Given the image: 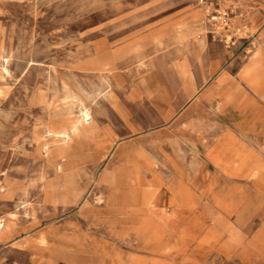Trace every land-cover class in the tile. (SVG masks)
I'll use <instances>...</instances> for the list:
<instances>
[{"label":"rangeland","instance_id":"1","mask_svg":"<svg viewBox=\"0 0 264 264\" xmlns=\"http://www.w3.org/2000/svg\"><path fill=\"white\" fill-rule=\"evenodd\" d=\"M219 1L229 33L202 0H0V264H264V99L245 75L264 8ZM240 120L246 173L228 174L207 154ZM172 162L206 191L193 230L159 253L120 240L127 178ZM148 187L166 189L137 204Z\"/></svg>","mask_w":264,"mask_h":264},{"label":"crops","instance_id":"2","mask_svg":"<svg viewBox=\"0 0 264 264\" xmlns=\"http://www.w3.org/2000/svg\"><path fill=\"white\" fill-rule=\"evenodd\" d=\"M264 8V0H259ZM207 9L205 6H201L199 11L196 12V16H202L203 12ZM255 25L264 24V10L259 13L255 19ZM204 22V23H203ZM204 27L208 28L211 24L208 21H203ZM264 46L258 43L255 47L251 62L246 68V78L250 88L261 95L264 99V90L261 89L258 82V76L252 77L262 65H264ZM181 66V65H180ZM183 67L182 69H184ZM254 101L247 103L246 105H238L237 112L242 115L246 109L253 105ZM84 106V104L82 105ZM243 122L240 120L235 125L240 133L233 132L232 130H225L218 134L217 142L214 145V149L207 154V158L212 161L218 169H222L226 173L243 174L246 173L245 166L247 165V154L241 151L243 148V137L245 135L242 130ZM260 125L259 132L264 134V118L263 121L258 123ZM255 126V125H254ZM254 131L257 128L253 129ZM229 134L231 139L224 140V135ZM247 134V133H246ZM224 148L230 152L229 154H223ZM197 162L190 161L189 166L193 167ZM244 165V166H243ZM193 167L191 170H194ZM150 174L148 176V174ZM147 173L140 175L137 173L135 178H127V183L130 186H126L122 193V212L126 214L130 221L133 223L129 227L128 231L122 233L119 239L132 244L141 245L144 248L150 249L153 253H159L166 250L164 242L165 237L183 239L189 234V231L193 228L191 224L194 221L187 222L188 215L191 214L194 208L198 195H204L205 192H198V186L191 181V179L185 180L183 178L182 170L180 166L172 162L171 165H164L163 168H155L154 166L148 170ZM174 180V182H172ZM147 181V182H146ZM136 184L134 188L133 184ZM146 185H163L165 190H157V187H148L152 196L148 200L145 206L137 204L138 187ZM133 186V187H132ZM110 199H107L109 204ZM172 201V202H171ZM137 202V203H136ZM139 260H133L130 264H139Z\"/></svg>","mask_w":264,"mask_h":264},{"label":"built area","instance_id":"3","mask_svg":"<svg viewBox=\"0 0 264 264\" xmlns=\"http://www.w3.org/2000/svg\"><path fill=\"white\" fill-rule=\"evenodd\" d=\"M202 1L204 6L208 9L207 19L211 26H213L214 29L220 30L221 32L229 33V29L231 28L230 9L227 7H223L219 0Z\"/></svg>","mask_w":264,"mask_h":264},{"label":"bare ground","instance_id":"4","mask_svg":"<svg viewBox=\"0 0 264 264\" xmlns=\"http://www.w3.org/2000/svg\"><path fill=\"white\" fill-rule=\"evenodd\" d=\"M207 9V8H206ZM206 14V11L204 12ZM207 14H208V9H207ZM206 14V16H207ZM135 52V51H134ZM72 94V93H71ZM92 119V113L91 110L88 108V106L84 105L82 106L80 112H79V121L76 124V127L74 130H76V133L81 132L82 126L88 125L90 123V120ZM81 126V127H80ZM69 133V132H68ZM83 133V131H82ZM67 135V134H66ZM68 136V135H67ZM147 182V181H146ZM174 182V180L172 181ZM51 200V199H50ZM193 226V225H192ZM198 228V227H197Z\"/></svg>","mask_w":264,"mask_h":264}]
</instances>
